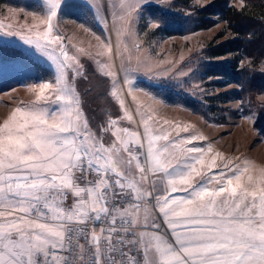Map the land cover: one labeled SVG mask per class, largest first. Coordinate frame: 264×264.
<instances>
[{
    "label": "snow or ice",
    "instance_id": "1",
    "mask_svg": "<svg viewBox=\"0 0 264 264\" xmlns=\"http://www.w3.org/2000/svg\"><path fill=\"white\" fill-rule=\"evenodd\" d=\"M63 3L46 0L44 31L5 33L34 46L57 74L54 83L40 84L33 104L17 107L0 124V264H264V186L242 185L246 168L230 167L231 161L221 167L219 153L206 162L205 149L196 146L204 137L182 135L189 126L166 120L167 127L154 130L151 116L144 121L146 150L138 133L129 134L141 149L135 155L120 135L128 128H117L107 146L88 130L66 82L67 69L78 61L63 37L53 35ZM137 5L134 0L133 10ZM133 161L140 174L143 161L167 193L153 199L172 242L133 230L141 204L152 196L139 186L143 175L135 179ZM90 170L96 179L88 180ZM69 192L75 202L66 208ZM89 224L106 227L97 235ZM149 226L159 227L145 216L143 227Z\"/></svg>",
    "mask_w": 264,
    "mask_h": 264
},
{
    "label": "rangeland",
    "instance_id": "2",
    "mask_svg": "<svg viewBox=\"0 0 264 264\" xmlns=\"http://www.w3.org/2000/svg\"><path fill=\"white\" fill-rule=\"evenodd\" d=\"M23 1L24 6L0 5V42L17 46L28 55L20 59L22 65L28 66L29 60L35 61L36 58L44 63L48 61L55 67L34 46L24 43L19 35H5L7 32L34 35L37 30L44 31L46 25L43 21L46 20L48 11L46 0H37L42 8L40 11H35L38 5L35 0ZM69 1L74 6H68ZM212 1L214 0H194L192 5L199 8ZM227 1L228 5L238 9L245 5L243 0ZM133 3L134 0L132 3L130 0H65L53 19V35L63 37L65 49L78 61L66 71V82L79 99L77 106L79 104L80 109L85 112L92 108L90 92L95 90V76L89 74L90 71L109 79L101 87L109 97L112 96L120 114L118 117L114 116V110L109 106V109L106 108L109 119L103 125L102 132L91 133L102 139L107 146L114 141L117 128H128L129 131L137 128L146 150L144 121L149 116L152 117L149 124L154 130L167 127L163 124L165 120L173 125L189 126V132L182 135L204 137L196 142V146L205 149L206 162L219 153L220 156L216 159L221 167L224 161H231L230 167L247 169L240 177L242 185H247L250 190L253 186H264L261 184V178L264 177V135L254 126L260 109L264 106V91L237 94L240 86H220L224 78L206 75V70L203 69L212 60L207 57L206 50L218 34L222 32L223 35L216 40L217 43L232 37L226 23L218 18L217 23L211 27L169 36L161 30L159 22L153 21L149 15L144 17V6H154L179 17L193 14L191 9L176 6L177 0H139L135 10ZM67 11L75 12L78 18H67ZM86 23H91L94 29ZM240 65L264 72V60L256 63L251 58H244ZM20 72L23 76L20 80L24 84L0 92V124L11 116L7 114V110L10 111L12 100L27 101L35 96V82H32L35 71ZM108 72L112 75H107ZM46 73L52 79H41L39 84L45 81L54 83L56 69L46 71L43 75ZM10 83H14V80L0 81L2 85ZM226 93H230V96L223 95ZM187 102L198 111L184 105ZM128 115L132 117L131 120L126 118ZM112 120H116L115 125L111 123ZM129 134L125 137L123 132L120 133L122 139L129 142L131 150L137 147ZM209 145L212 147L211 152L207 151ZM117 146L122 147L119 143ZM134 162L133 172L136 170L138 176L143 175L146 185L145 174H140L135 169ZM249 176L252 177L251 181ZM150 179L157 195L167 194L159 184L154 183L156 177L151 171ZM146 192H149L148 189ZM145 210L149 225L160 226L154 210L150 206H146Z\"/></svg>",
    "mask_w": 264,
    "mask_h": 264
},
{
    "label": "trees",
    "instance_id": "3",
    "mask_svg": "<svg viewBox=\"0 0 264 264\" xmlns=\"http://www.w3.org/2000/svg\"><path fill=\"white\" fill-rule=\"evenodd\" d=\"M193 1L177 0L176 6L185 9L189 8L194 12L188 16L179 17L174 14L170 15L161 9L148 5L144 6L143 14L144 17L149 15L153 21L159 22L161 30L169 36L208 28L217 23L218 18L219 20H223L232 37L217 43L216 40L223 35L221 32L215 38L216 42L214 41L209 45L206 53L207 57L212 60L203 67L206 70V75L223 77L224 82L220 83V86L225 84L240 86V91H237V94L240 95L264 91V72L240 65L241 60L244 58H251L256 63L264 60V0H243L245 5L240 9L228 5L227 0H214L206 6L199 8L192 5ZM35 3L38 4V1L35 0ZM20 4L25 5L23 0H0V5L18 6ZM68 6H74V4L71 5L69 1ZM40 8L41 5L39 3L35 7V11H38ZM70 13H73V15H70ZM67 14V18L69 19L78 18L75 12L67 11ZM86 24L93 28L91 23ZM27 56L26 53L20 51L19 47L10 43L0 42V81L5 79L14 80V83L0 84V92L24 84L23 80H20V77H23L20 71H35V79L32 80L35 83L41 79H52V76L48 73L43 75L44 72H51L52 70L37 59L35 61H31L30 59L28 66L20 64V59ZM219 57L226 59H215ZM89 74L95 76V90L90 92L92 93L90 96L92 108H90L89 112H85V110L81 111L87 117L89 127L99 133L100 131L102 132L103 125L109 119V115L106 112L109 109L108 107L110 106L114 110L113 115L116 117L119 116L120 112L112 96L109 97L106 90L101 87L109 79L100 76L93 70ZM28 76L29 74H27ZM223 95L230 96V93ZM184 105L191 107L188 102ZM254 126L264 135V106L260 109V114Z\"/></svg>",
    "mask_w": 264,
    "mask_h": 264
},
{
    "label": "crops",
    "instance_id": "4",
    "mask_svg": "<svg viewBox=\"0 0 264 264\" xmlns=\"http://www.w3.org/2000/svg\"><path fill=\"white\" fill-rule=\"evenodd\" d=\"M59 10V9H58ZM3 42V41H2ZM36 59V58H35ZM46 59V58H45ZM37 60H39V59H37ZM46 60H48V59H46ZM41 63H43L44 65H46L49 69H51L52 71H54V69H55V67L52 65V64H50V63H48V61H47V63H44V62H42L41 60H39ZM50 62V61H49ZM54 68V69H53ZM55 79V78H54ZM45 82H47V81H45ZM48 82H51V81H48ZM40 82H36L35 83V88H38L39 87V84ZM44 83V82H43ZM71 83V82H70ZM72 85V84H71ZM49 91H51V90H49ZM39 92V89H35V96H33V98H29L27 101H22V100H19V99H15L14 101L12 100V105H11V108L9 109L10 111H11V113H10V111H8L7 110V114H9V115H11L14 111H15V109L17 108V107H22V106H24V107H27L28 105H31V104H33L34 102H35V99H36V94ZM48 93L46 92V95H47ZM74 99H75V101H76V103H77V101H78V103H79V99L77 98V96H74ZM19 100V101H18ZM7 102V100L5 101V103ZM51 107H53V108H55V107H57V105H55V104H52L51 105ZM78 108H79V110H80V113H81V120H82V122L83 121H86L87 122V125H88V119H87V117L86 116H84L83 115V113H82V111H81V109H80V106H79V104H78ZM122 115V114H121ZM0 119L2 120V117H1V115H0ZM5 121V120H4ZM132 127V126H131ZM88 130L90 131V132H95L96 134H98L95 130H93L91 127H89V125H88ZM137 131H138V129L137 128H134V129H131L130 131H129V133H137ZM129 133H123V136H125V137H127L128 136V134ZM137 147V146H136ZM138 148V147H137ZM137 148H131V150L133 151V154L135 155V154H137L140 150L139 149H137ZM134 164H135V162H134ZM133 167V166H132ZM121 171H127V169L126 168H124V167H122L121 168ZM134 173V177H135V179L137 180V181H140V176H138V174H137V171L135 170V172H133ZM77 175L79 176V173H77ZM80 186L81 187H83V186H85V184H84V182L83 181H81L80 182ZM139 186L141 187V189H142V191H145L146 192V189H148V187H147V181H146V185H145V183H144V180H142V181H140V183H139ZM74 202H75V198H74V195L72 194V192H69L68 193V196H67V199L64 201V207H66V208H68V207H71L73 204H74ZM145 216H147V211L145 210V208H141L140 209V213H139V219H138V221H137V224L138 225H143V221H144V217ZM158 220V219H157ZM158 222H159V220H158ZM148 232H155L156 234H158V235H160L159 233H157L155 230H147ZM160 236H162V235H160Z\"/></svg>",
    "mask_w": 264,
    "mask_h": 264
},
{
    "label": "built area",
    "instance_id": "5",
    "mask_svg": "<svg viewBox=\"0 0 264 264\" xmlns=\"http://www.w3.org/2000/svg\"><path fill=\"white\" fill-rule=\"evenodd\" d=\"M141 164L145 168L144 174H145L146 181H147L148 191H149V193H152L151 197H149L148 199L143 201V203L141 204V208H145L146 206H150L154 210L156 216L159 218L160 226L157 229H154L152 227L145 228V227H143V225L136 224L134 226L133 230L136 231L137 233L142 232V231H147V230H155L157 233L162 235L168 242H172L174 238L171 236V230L168 228L166 221L161 216V213H159L158 208L155 205V200L153 199V197L157 196V194L154 191L153 183L150 179V169L148 166L143 165V161H141ZM94 179H96V174L94 171L90 170L89 174H88V180H94ZM101 227H106V225H100V224H89L88 225V228H90V229L94 228L96 230L97 235H101V233L99 231V229ZM79 242L81 244H85L84 239H80ZM129 255L135 256L136 254L134 252H132V253H129ZM137 258H139V257H137Z\"/></svg>",
    "mask_w": 264,
    "mask_h": 264
}]
</instances>
